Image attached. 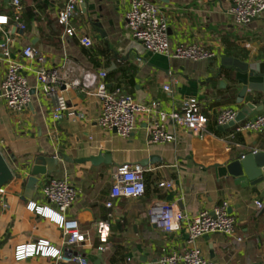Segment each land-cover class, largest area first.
Masks as SVG:
<instances>
[{
	"label": "crops",
	"instance_id": "1",
	"mask_svg": "<svg viewBox=\"0 0 264 264\" xmlns=\"http://www.w3.org/2000/svg\"><path fill=\"white\" fill-rule=\"evenodd\" d=\"M13 0H0V17L12 18ZM67 0H22L24 31L13 22L4 27L12 36V59L25 66L23 71L31 87L32 100L22 114H13L1 97L6 72L0 58V151L15 174L6 185V196L0 197V264H63L53 258L34 257L17 263L15 248L40 241L68 256H82L94 263L103 247L105 264H159L167 253L186 249L184 230L166 235L161 228L162 208L193 216L203 210L228 203L236 218L237 235L243 239L211 235L202 238L197 247L213 264H264V188L246 179L229 175L227 166L255 151L264 152V133H235V127L264 115V95L247 98L254 105L247 119L235 127L220 131L216 117L225 109L243 106L232 94V78L222 69L227 59L264 61V14L247 27L238 28L223 0H149L160 8L169 25L172 47L197 44L214 53L211 61H187L149 53L126 29L125 18L132 0H86L71 22L76 36L67 37L57 22ZM101 25V28L96 26ZM82 37H90L93 47L82 46ZM5 35L0 30V40ZM32 46L45 58L44 66L66 73L70 81L86 72H108L110 89L120 88L141 103L159 101L165 112L179 110L187 98H196L209 113L208 133L198 136L170 126L176 143L151 145L144 121L137 131L123 139L115 131L101 129L97 123L99 107L89 91L60 86L57 98L64 102L60 120L54 119L56 100L41 92L35 72L41 68L36 60H25L23 49ZM170 87V91H164ZM216 127L221 135L209 132ZM103 153L111 157L110 166L94 167L91 163L71 164L58 159V165L45 177H39L35 191L28 192V177L36 162L44 158L54 167V157L64 154L73 160L88 159ZM147 166L146 194L141 199L115 201L108 245L100 242L95 225L107 219L115 165ZM56 159V158H55ZM48 167V164H47ZM64 179L78 193L68 211L69 219L78 220L89 242L72 249L64 246L60 229L49 220L31 212L30 203L50 207L42 194L47 178ZM173 181V189L158 184ZM2 201L6 208L2 206ZM262 204L259 209L256 203Z\"/></svg>",
	"mask_w": 264,
	"mask_h": 264
},
{
	"label": "built area",
	"instance_id": "2",
	"mask_svg": "<svg viewBox=\"0 0 264 264\" xmlns=\"http://www.w3.org/2000/svg\"><path fill=\"white\" fill-rule=\"evenodd\" d=\"M86 0H67L64 8L59 12L57 22L65 28L67 37L76 36V30L71 27V22L79 14ZM230 5V14L238 28L247 27L254 21L259 20L264 14V0H223ZM14 13L11 19L0 17V30L5 38L0 40V58L5 61L6 72L1 84V97L4 98L8 109L15 115L22 114L32 100L31 87L23 71L25 66L12 59L11 42L12 36L6 27L10 21L18 31H24L25 25L21 21L23 15L22 0H13ZM126 29L132 37L140 42L144 48L152 54L163 55L168 58L187 61H211L215 55L197 44H179L172 47L169 43V25L162 15L160 8L149 0H132L130 9L125 18ZM83 47L90 49L94 43L90 37H82L80 40ZM25 60H36L41 68L35 72L41 92L47 98L56 100L54 119L62 118L61 112L65 105L57 98L60 86L66 88H84L95 97L99 107L97 123L101 129L108 132L115 131L123 139H129L142 121L147 123L148 138L151 145H165L176 143L175 133L169 130L172 125L177 129H183L198 136L208 133L207 127L210 121L209 113L205 111L198 99L187 98L181 108L172 112H165L159 101L141 103L132 96L126 95L122 89H110L108 85V72L101 70L98 73L86 72L80 79L70 81L66 73L44 66L45 58L32 46L22 51ZM164 91L169 92L170 87ZM238 116L235 109L221 111L216 122L218 127H225L234 122ZM235 133H264V115L247 120L235 127ZM149 170L141 165L122 164L112 168V187L109 201L105 207L110 211L107 219L98 222L95 228L100 242L108 245L112 221L114 220L113 209L115 201L120 199H141L146 194L147 175ZM173 181H163L158 184L161 189H173ZM42 194L50 207H38L30 203L28 208L31 212L49 220L56 225L63 234L64 246L72 249L78 244L89 242V235L82 231L78 220L69 219L68 211L77 201V190L66 180L53 177L47 178L42 189ZM6 190H0V197L4 199ZM259 209L262 204L256 203ZM2 206L6 204L2 201ZM162 231L171 235L176 231L184 230L187 235L186 249L173 251L164 255L159 264H213L197 247V243L205 236L224 235L226 237L243 239L237 235L236 218L229 212L228 203L214 208L212 211L203 210L198 214L189 216L181 211L170 208H162L160 219ZM103 252L104 248L101 247ZM15 261L24 262L34 257L53 258L63 264H93L89 259L82 256H74L73 253L66 256L60 250L50 246V243L40 241L36 244H24L15 248Z\"/></svg>",
	"mask_w": 264,
	"mask_h": 264
},
{
	"label": "water",
	"instance_id": "3",
	"mask_svg": "<svg viewBox=\"0 0 264 264\" xmlns=\"http://www.w3.org/2000/svg\"><path fill=\"white\" fill-rule=\"evenodd\" d=\"M96 26L101 28L99 23ZM222 70L229 72L232 82L234 84L231 90L232 94H237V104L243 106L242 111L237 116L236 120L225 127H219L220 131L230 129L247 119L248 113L254 110V105L251 102H247L248 97L263 94L264 95V61H258V58H254L253 61H241L239 59H227L223 56ZM56 158V159H55ZM58 159L64 160L71 164H85L91 163L94 167L110 166L112 164L111 157L101 153L96 157H90L88 159L73 160L64 154L59 157H54V167H50L46 159H39L31 175L28 177V192L35 191L39 182V177H45L50 172L54 171V168L58 165ZM158 159L151 158L148 161H144L140 165L147 167L154 165ZM160 162V160H158ZM48 164V167H47ZM229 175L237 178L248 179L253 186H258L259 189L264 188V152L255 151L244 155L242 158L230 163L227 166ZM15 178V174L12 171L9 163L0 151V190L6 185L11 183ZM205 239H209L206 236ZM93 264H105L103 252L100 251L98 259Z\"/></svg>",
	"mask_w": 264,
	"mask_h": 264
},
{
	"label": "trees",
	"instance_id": "4",
	"mask_svg": "<svg viewBox=\"0 0 264 264\" xmlns=\"http://www.w3.org/2000/svg\"><path fill=\"white\" fill-rule=\"evenodd\" d=\"M226 77H229V72H224L223 73ZM209 132H211L212 134H215L217 136L221 135V132L216 128V127H209Z\"/></svg>",
	"mask_w": 264,
	"mask_h": 264
}]
</instances>
